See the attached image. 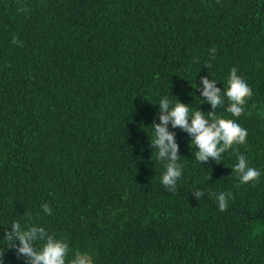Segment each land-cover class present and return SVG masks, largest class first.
<instances>
[{
    "label": "trees",
    "instance_id": "16d2710c",
    "mask_svg": "<svg viewBox=\"0 0 264 264\" xmlns=\"http://www.w3.org/2000/svg\"><path fill=\"white\" fill-rule=\"evenodd\" d=\"M232 69L252 96L240 117L227 100L215 114L246 144L201 165L170 126L183 172L169 191L150 144L159 98L207 116L200 77L226 92ZM233 149L256 181L239 184ZM218 192L232 194L224 211ZM13 221L66 239V264L78 250L95 264H264V0H0V251L25 264L4 238Z\"/></svg>",
    "mask_w": 264,
    "mask_h": 264
},
{
    "label": "clouds",
    "instance_id": "9594fccd",
    "mask_svg": "<svg viewBox=\"0 0 264 264\" xmlns=\"http://www.w3.org/2000/svg\"><path fill=\"white\" fill-rule=\"evenodd\" d=\"M12 43H18L14 36ZM212 58L215 59V47L210 49ZM207 67L209 65H206ZM213 76V75H212ZM214 77V76H213ZM202 91L199 95L204 98L212 111L205 116L201 110L190 109L189 105L181 102L172 103L167 95L159 98L157 119L153 121L150 144L155 149V156L164 162V171L160 177V183L169 191H174L178 179L182 176L183 165L179 162V144L176 133L170 131L180 128L191 137L190 145L196 149L195 159L201 165H209L211 161L221 163L222 157L233 145L246 144L248 131L241 126L237 119L218 118L215 114L225 107V100L230 105L227 114L231 117H240L252 96V88L243 79L236 69H232L227 83V91H221L217 83L208 76L200 77ZM198 87V85H197ZM210 121L211 123H209ZM235 163L232 164L233 173L238 178L239 184H247L256 181L261 171L250 165L248 157L243 152L233 149ZM212 179V176H209ZM232 196L230 192H218L212 199L215 200L219 210L224 211L228 207V200ZM205 199L204 192H197L196 201ZM44 213L52 215L48 203L41 205ZM9 243L8 247L15 248L18 257H24L25 264H66L69 252V243L66 239L57 238L50 234L45 227L30 224L22 225L20 221L10 224V231L4 237ZM40 241L39 247L36 246ZM4 251H0V264H4ZM67 264H95L91 253L87 250L76 251Z\"/></svg>",
    "mask_w": 264,
    "mask_h": 264
}]
</instances>
